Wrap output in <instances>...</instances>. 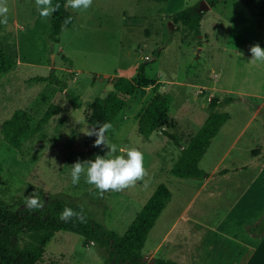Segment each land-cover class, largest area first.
<instances>
[{
  "label": "rangeland",
  "instance_id": "1",
  "mask_svg": "<svg viewBox=\"0 0 264 264\" xmlns=\"http://www.w3.org/2000/svg\"><path fill=\"white\" fill-rule=\"evenodd\" d=\"M202 1L91 0L87 9L66 6L74 21L53 36L52 12L41 16L43 5L38 7L37 0H0V7L7 9L0 15L6 19L0 23V51L15 60L0 78V200L26 208L25 197L36 191L43 202L71 201L105 229L122 235L163 183L173 201L156 229L154 225L150 230L142 251L145 263L154 264L156 234L177 218L197 184L196 179H179L170 170L208 118L212 98H231L216 109L227 113L229 120L199 168L207 174L216 165L218 173L238 167L258 169L264 163V62L251 60L250 48L254 44L264 48V32L240 0H220L204 10L199 34L174 20L189 6L198 10ZM143 64L145 76L159 83L158 92L171 98L170 132L179 143L160 132L144 138L137 132V121L123 116L106 135L120 149L135 147L142 152L143 177L120 190H98L85 182L83 174L73 185L71 165L108 150L95 145L96 136L88 134L89 105L113 91L115 78H133ZM51 72L66 90L33 81ZM66 91L77 96L78 108L69 105ZM52 106L56 113L35 129ZM17 110L27 112L35 130L14 148L3 139L2 126ZM232 177L222 181L215 177L214 186L207 187L214 190L202 193L187 214L197 209L209 224L219 219L232 202ZM187 217L178 219L157 257L165 252L176 264H206L200 254L206 244L197 240L200 226ZM206 231L217 237L211 228ZM174 243L180 246L172 247ZM106 258V249L85 246L82 237L61 231L47 243L37 264H103Z\"/></svg>",
  "mask_w": 264,
  "mask_h": 264
},
{
  "label": "trees",
  "instance_id": "2",
  "mask_svg": "<svg viewBox=\"0 0 264 264\" xmlns=\"http://www.w3.org/2000/svg\"><path fill=\"white\" fill-rule=\"evenodd\" d=\"M220 0H205L214 7ZM245 9L256 21L257 27L264 32V0H240ZM52 6L51 34L58 35L62 27H69L74 19L65 9L66 0H54ZM203 13L189 6L174 16V20L199 34ZM15 60L0 51V78L6 75ZM144 64L133 78L117 77L112 82L113 91L104 98H96L89 105L87 125L92 128L104 122H110L111 128L123 116L137 121V132L144 138L153 132H160L168 140L179 143L177 135L170 132L169 113L171 98L160 94L159 83L145 76ZM36 82L54 84L62 90L66 87L53 72L46 77L33 78ZM69 105L78 108L77 96L66 91ZM231 98L221 101L212 98L209 103L210 114L197 133L190 138L170 173L179 179L201 180L205 173L199 163L221 127L228 121L229 115L216 112L221 104L230 103ZM57 108L50 107L42 116L35 129H40L56 113ZM31 118L24 110H17L2 126V136L11 147L19 148L35 130ZM220 173H224L221 171ZM171 198L168 187L159 184L149 199L141 207L133 221L122 235L105 229L79 205L60 198H51L36 209L21 208L17 204H8L0 200V264H37L43 257L45 247L57 232H67L84 239V245L96 244L106 249L107 258L103 264H146L143 259V247L150 230ZM65 207L75 213L68 219H61ZM264 219L260 224L248 228L252 234L262 235ZM154 264H176L170 260L156 259Z\"/></svg>",
  "mask_w": 264,
  "mask_h": 264
},
{
  "label": "crops",
  "instance_id": "3",
  "mask_svg": "<svg viewBox=\"0 0 264 264\" xmlns=\"http://www.w3.org/2000/svg\"><path fill=\"white\" fill-rule=\"evenodd\" d=\"M243 129H241L239 135L243 133ZM230 174L233 175L231 188L232 202L219 219L209 224L208 220L204 219V216L201 215V211L197 209L195 212H191L190 215L187 214L193 201L202 193L214 190L207 189V187L214 186L213 181L216 179L215 177H220L218 181H222L227 180L226 177H229ZM195 182L197 184L193 186V195L186 202L183 209L179 211L177 218L170 223L172 219L169 217L168 212L167 217L170 224L162 229V233L159 236V232L156 234L155 260L160 258L171 261L165 255V252L162 253L161 257L157 256L162 251L163 243L172 232L178 219L182 216H188L186 219L190 223L200 226L197 240L206 244L205 248H203L204 252L202 250L200 253L202 258L206 260V264H264V234L258 235L248 232L249 227L260 224L264 219V163L258 169L238 167L230 171H224V173H218L216 165L211 173H205V177L202 180H196ZM182 183L188 182L183 181ZM172 201L173 194L171 193L170 200L155 222V229ZM208 228H211L217 237L208 235L206 231ZM179 246L178 243L172 245V247ZM211 251H214L213 256L208 257ZM166 254H168V251ZM191 260L193 261V259ZM200 262L202 263L203 259Z\"/></svg>",
  "mask_w": 264,
  "mask_h": 264
},
{
  "label": "clouds",
  "instance_id": "4",
  "mask_svg": "<svg viewBox=\"0 0 264 264\" xmlns=\"http://www.w3.org/2000/svg\"><path fill=\"white\" fill-rule=\"evenodd\" d=\"M91 0H66V6L73 9H87ZM39 13L41 16H48L55 7L51 6L50 0H37ZM7 9L0 7V15L6 13ZM6 22V19H0V23ZM252 53L251 60L264 62V48L259 44H254L250 48ZM110 122L99 124L98 127H92L89 135H95V145L107 146V151L103 154H96L94 158H88L83 161L77 160L71 165V182L78 184L83 174L85 182L94 185L98 190L108 189L120 190L136 180L143 177L145 169L143 167V154L135 147L120 149L115 143L109 141L106 133L111 128ZM123 153V154H121ZM25 205L28 209L43 207V201L34 191L25 197ZM75 213L71 208L65 207L61 213V219H68Z\"/></svg>",
  "mask_w": 264,
  "mask_h": 264
},
{
  "label": "water",
  "instance_id": "5",
  "mask_svg": "<svg viewBox=\"0 0 264 264\" xmlns=\"http://www.w3.org/2000/svg\"><path fill=\"white\" fill-rule=\"evenodd\" d=\"M208 8H209V5H207L205 1H202V2L200 3V7H199V9H198L197 11H198L199 13H202L204 10H206V9H208ZM65 9H66V7H65Z\"/></svg>",
  "mask_w": 264,
  "mask_h": 264
}]
</instances>
